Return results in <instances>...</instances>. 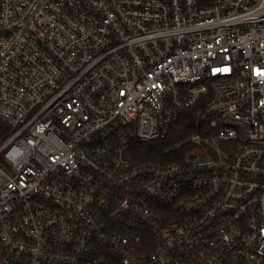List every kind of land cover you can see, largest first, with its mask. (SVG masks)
Returning <instances> with one entry per match:
<instances>
[{
    "label": "built area",
    "instance_id": "obj_1",
    "mask_svg": "<svg viewBox=\"0 0 264 264\" xmlns=\"http://www.w3.org/2000/svg\"><path fill=\"white\" fill-rule=\"evenodd\" d=\"M0 126V264H264V0H0Z\"/></svg>",
    "mask_w": 264,
    "mask_h": 264
},
{
    "label": "trees",
    "instance_id": "obj_2",
    "mask_svg": "<svg viewBox=\"0 0 264 264\" xmlns=\"http://www.w3.org/2000/svg\"><path fill=\"white\" fill-rule=\"evenodd\" d=\"M205 118L204 110L200 106H194L183 110L181 117L174 127L170 140L155 144L136 143V162H159L168 148L179 141L186 139L197 130V122ZM3 128L0 126V131Z\"/></svg>",
    "mask_w": 264,
    "mask_h": 264
}]
</instances>
